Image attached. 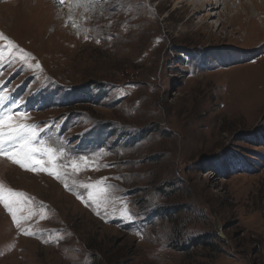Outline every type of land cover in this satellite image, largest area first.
Returning <instances> with one entry per match:
<instances>
[{"label":"rangeland","instance_id":"obj_1","mask_svg":"<svg viewBox=\"0 0 264 264\" xmlns=\"http://www.w3.org/2000/svg\"><path fill=\"white\" fill-rule=\"evenodd\" d=\"M69 1L0 0V111L63 150L59 179L0 155L28 217L0 202V264H264V9L243 40L237 0L186 25L187 1L109 0L76 33Z\"/></svg>","mask_w":264,"mask_h":264},{"label":"snow or ice","instance_id":"obj_2","mask_svg":"<svg viewBox=\"0 0 264 264\" xmlns=\"http://www.w3.org/2000/svg\"><path fill=\"white\" fill-rule=\"evenodd\" d=\"M9 99L8 96L3 95V85H0V108H2ZM12 105L18 107L17 101H11V104L8 105V111H0V155L7 156L21 168L31 171H44L59 179L60 172L57 168L56 161L63 156V150H60L58 153L56 149L47 145L45 141H38L37 137L40 132L38 126L23 123L22 119L27 118L26 113H18ZM5 129H7V131H5ZM80 159L87 164L86 157H81ZM61 166H64L63 162H61ZM71 167L73 169H79V164L73 160L71 162ZM65 187L67 188L68 186L65 185ZM83 187L88 188L89 185H83ZM110 188L111 186L108 185H104L103 187L97 186L96 191L88 194L89 198L99 204L101 200L98 199V197L101 194H106ZM24 195L25 194L22 192L14 191L11 188H5L3 184H0V202L3 203L4 208L11 214L17 228H22L21 219L28 218L17 217V211L19 210L18 206L23 203L22 198ZM106 199L107 197L105 196V200ZM97 214L99 215V213ZM122 215L131 218V214L127 211L126 204L123 208Z\"/></svg>","mask_w":264,"mask_h":264},{"label":"bare ground","instance_id":"obj_3","mask_svg":"<svg viewBox=\"0 0 264 264\" xmlns=\"http://www.w3.org/2000/svg\"><path fill=\"white\" fill-rule=\"evenodd\" d=\"M68 1V0H67ZM111 2H114L112 0H110ZM109 0H104L102 6L99 5V3H97V0H70L69 3L66 5V7H64V9H68L71 11V13L68 15V23H69V27L76 33L79 29L81 30V27H82V23L84 22V18L83 19V22H80V17H79V10L78 11H75L77 8H81V15L83 14H86V13H90V16L92 18H95V17H99L101 19L104 18L105 14L103 13V11L106 9V7L108 6ZM120 1V0H119ZM118 1V2H119ZM129 1V0H128ZM170 0H165V2H169ZM181 1H187L184 6H183V12H186L188 14V16L186 17V20L184 22V24L186 25L187 23H189L194 17H195V14L196 13H199L201 11H204V10H208V11H212L214 9H218L221 5L226 8L227 10H229L230 7H233L234 5H236V0L235 2L233 0H181ZM237 5L239 6V8L237 7L235 12L232 13L231 15H228L226 17V22H229L230 25H233L237 22H239L241 20V17L244 16L245 18L241 20V24H239V28H244L242 26L243 24V21H246L245 23L247 24V27H246V30L244 28V34H243V40H246L247 37H249V35H252L253 37H258V34L257 32H249V29H248V25L254 20V21H259V19H261L260 15H261V12L260 10L263 8L264 9V0H237ZM117 2V3H118ZM229 2H231L232 4H230ZM64 3L66 4V1H64ZM127 3V2H126ZM124 3V4H126ZM114 4V3H113ZM123 4V3H122ZM121 4V6H122ZM115 5V4H114ZM120 5V3H119ZM129 6V5H128ZM131 6L133 5H130V11L129 12H133V10H131ZM206 6V7H204ZM83 7V8H82ZM204 7V9H203ZM96 8H98L99 11L95 12L93 10H95ZM121 8V7H120ZM118 8V5H117V10L120 9ZM124 8V7H123ZM252 8V9H251ZM261 8V9H259ZM39 10V9H38ZM36 10V11H38ZM107 10V9H106ZM124 10V9H123ZM67 11V10H66ZM119 11V10H118ZM125 11H127L126 7H125ZM231 12V10H229ZM85 12V13H84ZM105 12V11H104ZM213 12V11H212ZM118 13V12H117ZM35 14V13H34ZM122 13H120L119 15H121ZM207 15H202L200 20H199V24L197 25V28L194 30L195 32H198V31H204V33L206 34V37L205 39L207 41L213 39V36H216V32L219 30V28L221 27V22L218 24V25H209L206 21L207 17H210L211 15L215 16L217 13H207ZM80 15V16H81ZM87 15V14H86ZM117 15V14H116ZM219 17H222L223 14L220 12L218 13ZM108 17V16H106ZM105 17V18H106ZM91 19V18H90ZM112 19V18H111ZM110 19V20H111ZM123 19V17H122ZM98 20V19H97ZM108 20V19H107ZM109 20V21H110ZM144 20V19H143ZM147 20V19H146ZM252 20V21H251ZM88 21H91V20H88ZM106 21V19H105ZM104 21V22H105ZM145 21V20H144ZM263 21V20H262ZM261 21V22H262ZM126 22V21H125ZM147 22V21H145ZM224 22V21H223ZM91 23V22H89ZM95 23V22H94ZM106 23V22H105ZM127 23V22H126ZM89 25V24H88ZM91 25V24H90ZM130 25V24H129ZM152 25H153V22H152ZM156 25V24H155ZM154 25V26H155ZM93 26V25H92ZM98 26V25H97ZM148 26V25H147ZM146 26V27H147ZM217 26V27H216ZM104 27V26H103ZM108 27V26H107ZM129 27V26H128ZM158 27V25H157ZM211 27H215V29L213 28V30H211ZM260 27V25H259ZM86 28V26H85ZM130 29L132 28L131 26L129 27ZM87 29V28H86ZM91 29V28H90ZM102 29V28H101ZM133 29V28H132ZM131 29V30H132ZM143 29V28H142ZM146 28H144L143 30L145 31ZM155 29V28H154ZM79 30V31H80ZM89 30V28H88ZM87 30V31H88ZM128 31L129 33L131 32ZM157 30V29H156ZM85 31V30H84ZM133 31V30H132ZM158 31V30H157ZM156 31V32H157ZM188 31V30H187ZM96 32V31H95ZM101 32V31H100ZM149 32H151L149 30ZM97 33V32H96ZM170 33V32H169ZM168 33V34H169ZM219 33V32H218ZM83 34V33H82ZM131 34V33H130ZM128 34L127 37L130 35ZM134 34V33H133ZM171 34V33H170ZM88 35H89V32H88ZM92 35V34H91ZM132 35V34H131ZM135 35V34H134ZM168 36V35H167ZM82 37V36H81ZM84 37V35H83ZM126 37V35H125ZM126 37V38H127ZM130 37V36H129ZM132 37V36H131ZM130 37V38H131ZM169 37V36H168ZM228 37V34H225L224 38H227ZM92 38V36H91ZM133 38V37H132ZM151 38V37H150ZM160 38V37H158ZM99 39V38H98ZM154 39V38H153ZM170 40V39H169ZM130 43V41H128ZM161 43V42H160ZM163 43V41H162ZM131 46V45H130ZM159 49V48H158ZM128 53V52H127ZM129 56V55H128ZM165 56V55H164ZM24 175H27V174H24ZM29 176V175H27Z\"/></svg>","mask_w":264,"mask_h":264},{"label":"trees","instance_id":"obj_4","mask_svg":"<svg viewBox=\"0 0 264 264\" xmlns=\"http://www.w3.org/2000/svg\"><path fill=\"white\" fill-rule=\"evenodd\" d=\"M161 212H165V211L162 210ZM199 241H201V239L194 240V241L193 240L192 241L189 240V241H187V244L186 245L187 246L194 247L196 244H199ZM186 248H188V247H186Z\"/></svg>","mask_w":264,"mask_h":264}]
</instances>
